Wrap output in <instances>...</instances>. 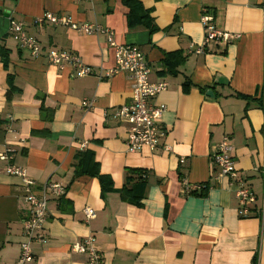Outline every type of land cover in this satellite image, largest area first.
<instances>
[{
  "label": "crops",
  "instance_id": "0c3cea01",
  "mask_svg": "<svg viewBox=\"0 0 264 264\" xmlns=\"http://www.w3.org/2000/svg\"><path fill=\"white\" fill-rule=\"evenodd\" d=\"M124 1L0 0V51L9 60L5 67L0 56V153L13 150V163L37 192L45 184L66 190L63 198L48 197L47 242L32 244L33 264H86L71 247L89 235L101 264H264V217L240 218L228 180L215 181L211 164L227 136L255 208H264V0ZM205 10L216 29L239 38L196 55ZM45 13L97 23L113 31L118 45L139 48L150 81L168 85L152 103L166 108L160 144L170 152H126L129 126L114 113L131 103L132 83L124 74H96L114 68L113 50L104 37L35 22ZM11 21L25 25L43 54L74 53L94 74L79 78L70 67L32 59L12 39ZM83 101L93 107L85 110ZM6 167L0 161V264H16L29 208L22 181ZM127 170L146 175L123 198ZM183 180L206 189L185 195ZM85 207L96 213L88 224Z\"/></svg>",
  "mask_w": 264,
  "mask_h": 264
},
{
  "label": "built area",
  "instance_id": "2783aa9c",
  "mask_svg": "<svg viewBox=\"0 0 264 264\" xmlns=\"http://www.w3.org/2000/svg\"><path fill=\"white\" fill-rule=\"evenodd\" d=\"M84 3L93 5L95 0H82ZM35 22H46L53 27H66L72 31L87 36L104 37L109 48L114 52L115 66L113 69L104 70L99 68L97 77L99 79L109 78L115 74H124L132 83V101L129 105L119 108L114 113V118L129 126L126 140V152L128 154H139L147 149L150 152L161 148L163 152L171 151L169 146H161L160 142L165 135L160 120L166 110L164 105H154L152 101L168 88L166 82L153 83L150 81L151 70L143 53L134 45H118L114 40L111 29L102 27L97 23H75L67 16H58L45 13ZM201 24L204 29L202 44L193 50V54L204 55L211 43L226 44L239 38L237 35L224 33L215 28L213 18L203 11ZM11 37L20 50L27 51L32 59L44 58L48 64L58 69L70 67L79 78H85L94 74V69L85 65L81 58L71 52L51 50L45 54L39 43L30 37L25 31V25L20 22H10ZM82 107L90 110L93 107L91 101H83ZM230 139L225 136L211 156V164L217 170L215 181L228 180V189L233 192L237 200L238 216L248 219L254 214L257 218L264 217V208H255L256 196L247 186L246 180L235 168L232 157ZM13 150L6 148L0 153V161L7 162L6 173L17 177L23 184V199L29 208V214L23 221L24 240L20 244V255L16 264H33L34 256L32 244L37 242L45 244V224L48 219L47 202L48 197L63 198L66 194L64 187L58 184H45L36 189L33 180L27 177L25 170L13 163ZM262 181H264V168L259 170ZM185 195L202 192L204 186L187 187V182L182 181ZM84 222L88 224L96 217L95 211L90 207L82 210ZM74 253L84 255L86 264H101L102 256L97 248L94 236L89 235L80 242L72 245Z\"/></svg>",
  "mask_w": 264,
  "mask_h": 264
},
{
  "label": "trees",
  "instance_id": "16d2710c",
  "mask_svg": "<svg viewBox=\"0 0 264 264\" xmlns=\"http://www.w3.org/2000/svg\"><path fill=\"white\" fill-rule=\"evenodd\" d=\"M125 5L127 6H132V0H125L124 1ZM142 21L144 20L145 22V25H147V27H149L150 25V21L148 18L146 17H141ZM148 19V20H147ZM154 30L153 28H151V31ZM0 56H1V59L3 61V64L4 66L6 67L7 63H8V52L6 51H0ZM127 175L125 177V186L123 187L122 189V196L124 198H128V194H129V190L127 189L129 185H131L135 179L138 180V183H144L145 181V176H143V178H141L142 176L141 175H146L145 172L142 173V171L140 170H127L126 171ZM91 175V174H90ZM92 175H94L95 177H97L100 181V184H107L105 183L104 181L106 180L104 177H101L99 176L98 173H93ZM102 189L104 190H108L109 189V186H107V188H105V186L103 185L102 186ZM138 201H135V204H137Z\"/></svg>",
  "mask_w": 264,
  "mask_h": 264
},
{
  "label": "water",
  "instance_id": "95a60500",
  "mask_svg": "<svg viewBox=\"0 0 264 264\" xmlns=\"http://www.w3.org/2000/svg\"><path fill=\"white\" fill-rule=\"evenodd\" d=\"M207 96H208V97H213L212 92H211V91H208V92H207Z\"/></svg>",
  "mask_w": 264,
  "mask_h": 264
}]
</instances>
